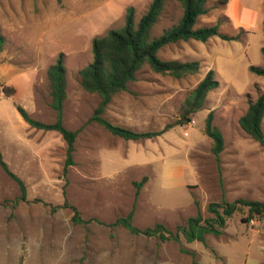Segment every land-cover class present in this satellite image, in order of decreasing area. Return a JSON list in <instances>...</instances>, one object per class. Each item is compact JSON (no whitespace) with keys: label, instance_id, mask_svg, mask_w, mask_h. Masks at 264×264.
Masks as SVG:
<instances>
[{"label":"rangeland","instance_id":"1","mask_svg":"<svg viewBox=\"0 0 264 264\" xmlns=\"http://www.w3.org/2000/svg\"><path fill=\"white\" fill-rule=\"evenodd\" d=\"M239 1L254 10L261 2ZM150 2L0 0L4 37L0 151L27 192V202L15 205L19 188L0 168V264H264V223L257 219L243 223L238 212L226 220L220 235H206L204 243H187L181 236L177 242H160L122 227L91 222L97 219L109 225L127 215L134 201L132 182L144 176L148 181L140 190L132 220L139 229L159 223L175 235V227L197 212L203 219L211 217L206 212L209 203L264 202V151L238 125L249 102L264 94V78L249 72V66L264 68L259 49L264 47V32L250 30L244 36V31L228 26L223 18L227 2L208 0V12L195 26H210L221 19L227 26L219 32L239 33L242 52L234 54L239 45L218 37L211 42L166 46L158 52L161 60L197 61V73L174 78L144 66L103 114L136 132H154L172 124L170 129L152 139L125 141L87 122L99 98L81 89L78 72L92 61V40L122 27L128 7H133L137 22ZM181 13L178 3L165 0L150 38L161 36ZM221 50L233 55L221 54ZM60 53L67 81L63 125L77 131L74 164L67 169L66 180L62 177L64 141L56 132L28 126L13 106L20 105L36 121L54 122L46 71ZM208 70L214 72L218 87L207 94L189 123L176 124L183 100ZM118 105L124 106V112L116 115L112 108ZM211 111L213 125L224 140L218 160L203 133ZM261 128L264 134V117ZM64 200L77 208L84 223H74L70 210L54 208Z\"/></svg>","mask_w":264,"mask_h":264},{"label":"trees","instance_id":"2","mask_svg":"<svg viewBox=\"0 0 264 264\" xmlns=\"http://www.w3.org/2000/svg\"><path fill=\"white\" fill-rule=\"evenodd\" d=\"M181 7L182 13L177 23L165 29L163 34L156 38H150V30L156 25L162 13L165 0H151L144 15L136 22L133 7H128L125 12L123 26L112 29L105 35L95 37L92 40V61L78 72L79 84L83 91L95 94L99 102L87 122H94L104 128L111 135L125 141H139L158 137L172 127L166 124L162 130L155 132H135L128 128L110 123L103 114L114 96L127 91V84L136 80L138 71L147 68L156 74L169 75L181 78L194 75L199 69L197 61H164L158 57V52L166 46L178 42L195 41L205 43L213 37L231 42L239 41L240 34L227 35L219 32V24L196 28L197 19L208 12L206 3L208 0H173ZM227 0H221L226 3ZM264 29V22H263ZM4 46V37L0 32V52ZM264 60V47L260 50ZM249 72L255 76L264 78V68L249 66ZM49 83V107L55 114V120L51 124H45L29 117L26 110L20 105L13 106L21 119L31 128L42 131L56 132L65 143V160L62 168V177L66 180L67 169L74 164L73 153L77 131H71L63 125V106L66 100V71L64 57L60 53L53 64L46 71ZM218 87L214 78V72L208 70L202 80L183 100L181 104V118L179 123L190 122L191 117L199 112L205 102L207 94ZM11 96V93H5ZM264 117V94H260L253 102H249L245 113L239 118L240 129L257 142L264 151V134L261 128ZM213 112H209L204 121V135L211 140V153L218 160L224 149V140L220 130L213 125ZM0 168L11 178L19 188V196L15 200L18 203L27 202V192L23 181L12 173L2 158L0 151ZM148 181L144 176L140 181H133L135 189L134 201L131 210L124 217L117 218L113 223L105 225L97 219H92L99 225L106 227H122L133 235H141L146 238H155L160 242H177L181 236L185 242L204 243L206 235L218 236L225 222L234 213L242 214L241 221L248 224L252 220H261L264 223V202L237 199L231 203H209L206 212L211 217L203 219L200 212L194 217H189L184 225L175 227L176 233L172 234L164 225L156 223L150 228L139 229L132 224L136 201L143 185ZM39 202V201H38ZM55 209H68L72 213V221L76 224L84 223L80 212L76 207L70 205L67 200ZM194 255L192 252L183 251Z\"/></svg>","mask_w":264,"mask_h":264},{"label":"crops","instance_id":"3","mask_svg":"<svg viewBox=\"0 0 264 264\" xmlns=\"http://www.w3.org/2000/svg\"><path fill=\"white\" fill-rule=\"evenodd\" d=\"M226 6L228 7V10H227L226 14L224 12V15H223L224 16L223 17L224 18V22H228V26H230L233 30L240 29V30L244 31V36L246 34H248L250 30H261V31L264 32V29H263V22H264V0H261L260 6L256 10L250 9V8H246L244 6L242 7L239 0H227V5ZM217 21L218 20H216V22H214V24L217 23ZM225 26H227V25H225V24H219L220 31L223 30L225 28ZM263 37H264V34H263ZM208 42H211V39H209ZM233 43H236V44L239 45V46H235L236 47L235 48V51L236 52L234 54H236L238 52H242L244 50V47L240 44L241 43V39H239V41H234ZM262 47L263 46H260L259 49L261 50ZM221 54L233 55V54H230L229 52H226L224 50H221ZM127 86H128V84H127ZM114 98H115V96L113 97V99ZM113 99L110 101V103L108 104L107 108L110 107V104L113 101ZM123 109H124V106L118 105V106L113 107L112 108V111L114 113H117L116 115H119L120 113L124 112ZM140 121L142 123V122H144V119L143 118H140ZM110 123L119 126V124L116 121H113V122H110ZM151 123H152V121H150V124ZM127 127H128V129H130L132 131H135L134 127L133 128L130 127V126H127ZM127 127H124V128H127ZM162 129L163 128H160L157 131H160ZM144 131H145L144 129H141V130H138L137 132H144Z\"/></svg>","mask_w":264,"mask_h":264},{"label":"built area","instance_id":"4","mask_svg":"<svg viewBox=\"0 0 264 264\" xmlns=\"http://www.w3.org/2000/svg\"><path fill=\"white\" fill-rule=\"evenodd\" d=\"M0 98H1V95H0Z\"/></svg>","mask_w":264,"mask_h":264}]
</instances>
